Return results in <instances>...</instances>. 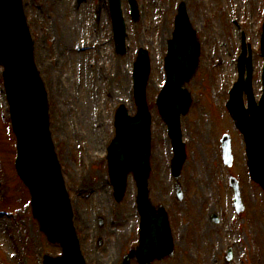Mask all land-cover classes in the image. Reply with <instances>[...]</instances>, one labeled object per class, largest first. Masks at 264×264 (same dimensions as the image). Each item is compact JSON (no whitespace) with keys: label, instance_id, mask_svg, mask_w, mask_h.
Segmentation results:
<instances>
[{"label":"rangeland","instance_id":"rangeland-1","mask_svg":"<svg viewBox=\"0 0 264 264\" xmlns=\"http://www.w3.org/2000/svg\"><path fill=\"white\" fill-rule=\"evenodd\" d=\"M182 1L201 53L196 76L187 85L193 101L181 118L186 161L179 178L183 200L178 202L169 169L172 149L154 99L163 85L165 44ZM23 3L35 43L33 62L47 88L50 133L86 264H120L138 239L134 180L128 174L126 193L115 203L105 156L117 105L125 104L131 115L136 111L131 66L139 47L150 56L145 97L152 120L149 197L168 211L174 241V256L152 264H264V192L247 176L241 137L225 110L238 76L243 38L251 49L255 98L261 95L264 0H137L139 17L134 21L127 1L121 0L126 52L120 57L114 53L107 0ZM1 83L0 74V264H40L44 252L57 255L60 250L39 232L29 194L15 173L14 137ZM224 133L231 138V167L220 156ZM230 175L239 182L245 207L239 215ZM214 215L218 223L211 219ZM227 248L232 250L229 263L223 260Z\"/></svg>","mask_w":264,"mask_h":264},{"label":"water","instance_id":"water-1","mask_svg":"<svg viewBox=\"0 0 264 264\" xmlns=\"http://www.w3.org/2000/svg\"><path fill=\"white\" fill-rule=\"evenodd\" d=\"M133 19L138 18L136 0H128ZM120 0H109L115 50L125 53V24ZM172 37L167 41L164 59L165 85L155 99L160 118L167 125L173 158L171 171L175 180L176 198L182 199L181 167L186 155L181 140L180 115H186L191 105V93L183 88L195 76L200 46L192 28L185 2H180L173 20ZM23 12L22 0H0V63L10 108L11 125L16 137L15 168L28 189L30 209L39 231L51 244H58L62 255H43L42 264H85L73 226L71 202L65 188L55 147L49 132L47 95L34 66L33 45ZM245 46L239 58V78L226 103L235 128L243 136L246 164L252 180L264 190V90L259 103H254L251 75L252 61ZM261 55L264 58V25L261 36ZM134 99L137 112L128 116L124 105L115 114V135L107 148L108 174L114 187V198L120 202L126 189V177L132 172L137 187V207L140 214L139 242L123 257L121 264L136 259L138 264H150L173 256V241L164 208L149 201L148 178L151 172L150 113L145 98L149 75V58L140 48L133 66ZM246 70V71H245ZM244 71L246 78H244ZM264 86V66L262 73ZM247 95V108L243 102ZM223 160L232 164L229 137L222 136ZM235 190V205L241 210L237 181L231 178ZM231 256L230 251L225 260Z\"/></svg>","mask_w":264,"mask_h":264},{"label":"bare ground","instance_id":"bare-ground-1","mask_svg":"<svg viewBox=\"0 0 264 264\" xmlns=\"http://www.w3.org/2000/svg\"><path fill=\"white\" fill-rule=\"evenodd\" d=\"M81 121H85V115L84 116H82V120Z\"/></svg>","mask_w":264,"mask_h":264}]
</instances>
